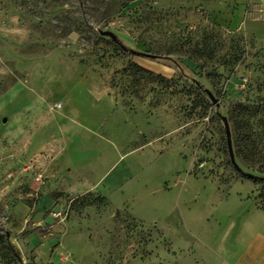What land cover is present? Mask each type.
Segmentation results:
<instances>
[{
	"label": "rangeland",
	"instance_id": "rangeland-1",
	"mask_svg": "<svg viewBox=\"0 0 264 264\" xmlns=\"http://www.w3.org/2000/svg\"><path fill=\"white\" fill-rule=\"evenodd\" d=\"M242 104L264 105V0H0V236L20 254L0 239V264L244 257L264 218L232 221L263 205L264 152L239 145Z\"/></svg>",
	"mask_w": 264,
	"mask_h": 264
},
{
	"label": "crops",
	"instance_id": "crops-1",
	"mask_svg": "<svg viewBox=\"0 0 264 264\" xmlns=\"http://www.w3.org/2000/svg\"><path fill=\"white\" fill-rule=\"evenodd\" d=\"M236 11H234L235 15ZM231 18L233 15H230ZM241 200V199H240ZM243 202V201H242ZM44 211L42 206L37 209L36 213L33 216L32 219V225L30 227V232H33L31 234V237L27 242L25 239L23 240V249L25 252H32L34 256L36 257L37 251L46 246V241L48 239V244L50 245L51 252L54 250L53 246L54 244L50 241H52V238H49L48 236L44 235L42 231L44 229L43 226L49 224L52 222L51 216L44 215ZM255 217H257V220L259 218H264V210L258 209L257 207H254L252 203H250L249 207L240 215L235 217L232 221V228L236 229L237 231L241 230L242 228L252 227L253 222L255 220ZM263 221V220H262ZM29 222V219L26 218V220H23L22 222V228L19 233L24 231L23 229L26 227L27 223ZM56 226V225H55ZM55 226H49V229H52L53 231L59 230ZM36 229V230H35ZM238 233V232H237ZM237 233L235 234L237 237ZM250 243H248L247 248L245 250L246 255L244 257H237L233 260L229 261L230 259H224L221 262L219 261L218 264H264V233L257 231L250 237ZM244 253V254H245Z\"/></svg>",
	"mask_w": 264,
	"mask_h": 264
},
{
	"label": "trees",
	"instance_id": "trees-1",
	"mask_svg": "<svg viewBox=\"0 0 264 264\" xmlns=\"http://www.w3.org/2000/svg\"><path fill=\"white\" fill-rule=\"evenodd\" d=\"M107 36L112 39V42L114 44L118 43L117 34L113 32L112 30H109L105 32ZM121 46L122 50H126L124 46ZM132 55H137L135 52H130ZM201 90L204 94H206L209 98H212V94H210L205 88L200 86ZM264 105H257L256 106H249V105H240L241 112L243 115V122H245L246 130L242 132L241 135H239V145L241 148L249 151L252 155H260L261 151L264 152V142H259L258 139L264 138V121L256 119L257 117H263L264 118ZM260 128V129H259ZM258 129L260 131H258ZM237 155V154H236ZM239 172V171H238ZM240 173V172H239ZM261 174H263V177H253L251 176V179L253 180H261L264 182V169L261 171ZM263 201V205L261 209L264 210V197H259ZM0 239L2 240L3 244L5 245L6 242V249L8 250L11 258L13 260L18 261L20 254L19 252L11 245L7 244V240H5V237L0 236Z\"/></svg>",
	"mask_w": 264,
	"mask_h": 264
},
{
	"label": "water",
	"instance_id": "water-1",
	"mask_svg": "<svg viewBox=\"0 0 264 264\" xmlns=\"http://www.w3.org/2000/svg\"><path fill=\"white\" fill-rule=\"evenodd\" d=\"M110 37H112V36H110ZM223 122H224L225 136L227 137V150L229 151V158H230L231 165L234 166L237 171H240L239 167L236 165L235 160H234V153L232 151V143H231V137H230V131H229L228 123L225 120H223Z\"/></svg>",
	"mask_w": 264,
	"mask_h": 264
},
{
	"label": "built area",
	"instance_id": "built-area-1",
	"mask_svg": "<svg viewBox=\"0 0 264 264\" xmlns=\"http://www.w3.org/2000/svg\"><path fill=\"white\" fill-rule=\"evenodd\" d=\"M36 181H37V182L40 181V177L36 178Z\"/></svg>",
	"mask_w": 264,
	"mask_h": 264
}]
</instances>
